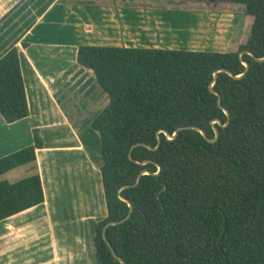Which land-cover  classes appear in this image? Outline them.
Wrapping results in <instances>:
<instances>
[{"label": "trees", "instance_id": "trees-1", "mask_svg": "<svg viewBox=\"0 0 264 264\" xmlns=\"http://www.w3.org/2000/svg\"><path fill=\"white\" fill-rule=\"evenodd\" d=\"M206 5L243 4L253 18L237 50L81 45L79 65L90 69L109 102L91 122L98 132L107 215L97 221V264H264V0H179ZM29 44L22 43L23 47ZM246 51L241 54V52ZM250 51L253 55L247 53ZM219 129L208 142L212 121ZM30 114L19 47L0 57V115L13 123ZM161 143L156 147L157 132ZM33 144L0 157V221L45 201L39 173L9 181L7 172L33 164L44 147ZM133 147L135 144H140ZM145 144V145H144ZM133 147V148H132ZM132 157V159H131ZM160 166V170H159ZM143 174L138 183L139 174ZM129 187L123 188L124 186Z\"/></svg>", "mask_w": 264, "mask_h": 264}, {"label": "crops", "instance_id": "crops-1", "mask_svg": "<svg viewBox=\"0 0 264 264\" xmlns=\"http://www.w3.org/2000/svg\"><path fill=\"white\" fill-rule=\"evenodd\" d=\"M89 2L0 0V57L19 47L25 82L26 77L30 81V87L26 82L29 116L7 123L0 115V157L33 144V129L39 128L44 147L38 150L37 160L10 170L6 177L13 182L39 173L45 193L43 203L0 221V264H97L94 225L107 215L101 143L91 125L81 132L77 121L83 113L72 108L75 99L68 100L62 89L70 85L79 104L87 100L85 85L71 79L75 73L94 75L76 60L81 45L157 47L151 41L161 28L151 25L159 22L148 25L143 15L162 4L96 6ZM136 16L139 21L133 23ZM23 42L29 45L23 47ZM42 61L50 71L47 75L53 77L46 84ZM54 61L57 69L50 66ZM34 87L43 99L36 98ZM55 114L65 120L62 125L54 121Z\"/></svg>", "mask_w": 264, "mask_h": 264}, {"label": "rangeland", "instance_id": "rangeland-1", "mask_svg": "<svg viewBox=\"0 0 264 264\" xmlns=\"http://www.w3.org/2000/svg\"><path fill=\"white\" fill-rule=\"evenodd\" d=\"M91 2L97 4L96 6H107L111 4L113 6L123 4L139 6V3H141L145 7H154L156 6L154 3H161V7L151 8L153 10L152 12L143 15L146 24H153V22H159L160 24L151 25L155 30H159L158 26L161 28V34L156 35V39L151 41L157 43V45L154 43L151 44L156 45V48L216 51L237 50L240 44H245L247 42L253 23V18L244 13L243 4L206 5L203 2L183 3L179 0H90L89 3ZM139 17L140 16H136V21L133 23H137ZM130 19L134 21L132 15H130ZM151 42L148 41V43ZM49 63L52 62L50 61ZM54 63L55 65H49L57 69V61H54ZM41 64L43 65V61ZM60 65L61 64H59V66ZM41 69L43 78H45V80L42 81L43 84L53 80L52 76L47 75L50 74V71H46V66L43 65ZM84 70L93 74L87 68ZM23 72H25L24 68ZM81 76H84V74L77 75L75 73L71 75V79H77V82L80 81L81 84L85 85L87 100H80L82 102L79 104L78 98L73 96L74 91L70 90V85L62 89V92H65L64 96H66L68 100L75 99L72 108L74 110L75 108H80L78 113H83L78 115V117L81 118L77 122H80L79 124L83 127L81 132H87L91 125L90 119L95 116L96 112L100 113L106 107L109 102V97L99 87L94 75H89L88 73L84 76V80H82ZM26 82L30 87V81H28L27 77ZM70 84L72 85V83ZM33 90L36 92L35 87ZM36 96H38L37 92ZM80 97L83 99L85 96L82 93ZM36 98L43 99V93H40V97L38 96ZM34 100L33 98L32 101ZM54 121L58 125H62L65 122L62 117L56 114L54 116ZM92 132L96 131L92 130ZM96 133L99 136L98 132ZM45 135L46 138L50 140V135Z\"/></svg>", "mask_w": 264, "mask_h": 264}, {"label": "water", "instance_id": "water-1", "mask_svg": "<svg viewBox=\"0 0 264 264\" xmlns=\"http://www.w3.org/2000/svg\"><path fill=\"white\" fill-rule=\"evenodd\" d=\"M244 52H246V51L241 52V54L244 53ZM247 53L253 55L250 51H247ZM253 56H254V55H253ZM254 58L257 59V60H260V61L264 60V57H263V58H259V57L254 56ZM244 64L246 65V69H245V71H244L243 74L238 75V76H235L232 72L228 71L227 69L217 70V71L214 73V80H213V82L211 83V87H210V88H211V91H212V92H214V93H216V94L218 95V104H219V106H220L221 108H223L224 112H225L226 115H227V120H226L225 123H222V121H221L220 119H216V120L212 121V126H213V129H214V132H215V136H214V138H210V137H208L207 133H206L202 128L197 127V126H192V125H190V126H184V127H179V128L173 133V134H170L169 132L163 130L165 136H166L168 139H173V138H175V137L178 135V132L181 131V130H185V129H194V130H198L199 132H201V134L205 137V139H206L208 142H216V141L218 140V138H219V134H220V132H219V129H218L214 124L217 122L220 126H222V127H226V126L230 123V118H231V116H230V112H229L226 108H224V107L221 105V97H220L219 93L216 92V91L213 89V83L216 81L217 76H218L217 73H218L219 71H227V72H229L231 75H233V76L236 77V78L241 77V76L244 75V74L248 71V69H249V63L246 62V61H244ZM160 132H162V131H158V132H157V139H158V144H157V146H156V147H151L150 145H146L147 147H149L150 149H156V148L159 147V145H160V143H161ZM138 145H141V143H140V144H135L133 147L138 146ZM144 145H145V144H144ZM133 147H132V148H133ZM131 159H132V157H131ZM159 170H160V166H159ZM149 173H150V172L147 171V170L142 171V172L139 174V177H138V180H137L136 183L139 182L141 175H143V174H149ZM129 186H130V185H127V186H124L123 188L129 187ZM120 198L128 203V205H129V212H128V214L126 215V217L123 218L122 220H120V221H112V222L107 223V224L104 226V229H103V237H104V240L106 241V243L108 244V246H109V248H110L112 254L114 255V257H115L118 261H120L122 264H127V262H126L122 257H120V256L117 254V252L114 250L112 244L110 243V241H109L108 238L106 237V232H105L106 229H107L109 226L116 225V224H118V223H122V222L126 221V220L130 217V215H131V213H132V210H133V204L131 203V201H130L129 199L125 198V197L122 196V195H120Z\"/></svg>", "mask_w": 264, "mask_h": 264}]
</instances>
